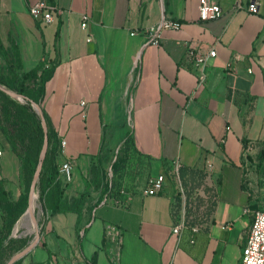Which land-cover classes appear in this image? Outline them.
Here are the masks:
<instances>
[{
    "label": "crops",
    "instance_id": "obj_1",
    "mask_svg": "<svg viewBox=\"0 0 264 264\" xmlns=\"http://www.w3.org/2000/svg\"><path fill=\"white\" fill-rule=\"evenodd\" d=\"M38 1L0 0V77L32 71V98L72 167L64 200L85 203L50 216L22 264H239L264 208V0L258 13L251 0H210L223 9L210 19L201 0H43L51 22L31 14ZM163 18L182 27L154 43ZM190 46L217 50L203 84ZM0 152V179L20 194V159L1 130ZM118 155L126 205L101 201ZM175 160L190 194L209 184L211 195L182 202ZM159 174L164 188L143 195Z\"/></svg>",
    "mask_w": 264,
    "mask_h": 264
},
{
    "label": "trees",
    "instance_id": "obj_2",
    "mask_svg": "<svg viewBox=\"0 0 264 264\" xmlns=\"http://www.w3.org/2000/svg\"><path fill=\"white\" fill-rule=\"evenodd\" d=\"M10 79L0 78V82L5 83L11 89L27 98V108L32 110V97L38 93L34 92L32 86L33 73L28 72L23 77L20 76L14 68ZM29 80V82H28ZM47 120L50 148L47 152V163L43 167L40 176L41 196L49 199L47 208L49 217L57 212L74 210L77 213L82 212L85 203V194L69 206L64 200V185L60 167L65 160L61 139L55 131L51 120L46 112H44ZM0 130L7 136L12 149L17 153L20 159L21 172L23 174V185L25 186L28 176L33 175L39 162V154L41 152L45 130L38 115L19 108L13 103H3L0 108ZM132 141L126 140V148L131 146ZM126 163L117 156L116 162L112 166V183L103 187V192H107L110 198L122 199L124 195L120 179L124 173ZM180 176L183 178L182 169ZM21 198V199H20ZM14 199L13 191L7 186V180L0 179V255L4 251L8 242L12 240V233L17 223V219L24 208L25 198ZM23 258L14 264H22Z\"/></svg>",
    "mask_w": 264,
    "mask_h": 264
},
{
    "label": "built area",
    "instance_id": "obj_3",
    "mask_svg": "<svg viewBox=\"0 0 264 264\" xmlns=\"http://www.w3.org/2000/svg\"><path fill=\"white\" fill-rule=\"evenodd\" d=\"M240 6V4H237L236 7ZM259 6L260 3L258 0H251L248 5V9L252 13H258ZM47 8L48 7L46 6L45 2L43 0H40L31 6L30 12L35 17L43 15V18L46 22H51L53 20V14L50 10H47ZM199 9L202 19L218 18L223 13V9L218 3L211 2L210 0H201ZM88 20L89 17L87 15H84V22L82 23L83 28H86L88 26ZM181 27V21L163 18L156 27L149 28L153 33L152 41L154 43H158L161 33L165 29L179 30ZM189 54L194 57L195 62L200 69L199 84H203L207 79V64L210 59L217 55V50L214 46L207 51H203L194 46H190ZM61 144L64 145L65 140H62ZM181 166L182 165L179 160L173 161V163L171 164L172 173L178 176ZM71 168L72 167L68 161L64 162L60 167V172L67 181H70L72 179ZM165 182V175L159 174L155 178L151 179L148 186L142 190V194L153 195L159 193L164 188ZM122 194L124 195V198L115 200H117L121 205H126L128 202V192L126 190H123ZM108 199L109 196L106 195L101 199V201L106 202ZM186 226L187 220L184 211L178 222L173 225L171 229L172 233L176 234L178 237H181L183 229ZM198 230V226L193 227V231ZM191 241L193 242L194 240L192 239ZM239 264H264V208L257 209L253 213V220L248 232L246 243L242 249V255Z\"/></svg>",
    "mask_w": 264,
    "mask_h": 264
},
{
    "label": "rangeland",
    "instance_id": "obj_4",
    "mask_svg": "<svg viewBox=\"0 0 264 264\" xmlns=\"http://www.w3.org/2000/svg\"><path fill=\"white\" fill-rule=\"evenodd\" d=\"M2 86L6 87L8 89H11L6 84H2ZM3 103H13L14 105L18 106L19 108H22V109L26 110L27 112H31V113L36 115V113L34 111H31L26 107V101H24V102L19 101L17 98L9 95L6 91H4L0 87V108H1V105ZM39 157H40V154H39ZM46 163H47V159L44 162V167L46 166ZM34 176H35V172L33 173V175L28 176V178L26 179V182H25V186H21L20 194L17 193L19 191L18 189L14 190L16 192H14L12 190L14 192L13 193L14 199L20 198L21 194H22V197L25 198L24 208L22 209V212L19 215L17 221L26 212V210L28 209V206L30 204V197H31V192H32V184L34 181ZM172 176H173V179L175 181V185L177 186V189L179 191V195H181L182 202L185 201L186 197L192 198V196H193V198H201V197L207 198L208 195L209 196L211 195V189H210L209 184L204 185L205 186L204 188H206V190H205L206 192H204V193L206 195L201 194L200 191L198 190V187L195 188L194 191H192V194H190L189 188L185 185L183 180L179 176H176L174 174H172ZM207 180H208V178H207ZM34 191H36L38 193V207L36 209V213L34 216L36 217L37 230L41 229V233H42V231L45 227V224L47 223V221L49 219V213L50 212L47 208L49 199L48 200H47V198L44 199V197L41 196L40 179L37 180L36 187H35ZM203 206H206V205H203ZM189 207H190L189 205L186 206V213L187 214H190V212H191L189 210ZM37 230L35 229L34 232L29 233V234H25L24 230H20V232H17V233H12V235H11L12 240L10 242H8L4 251L0 255V264H9V262L11 261V259L14 255H16L17 253L22 251L25 247H27L33 241V239L36 236ZM39 254H41V251L39 252Z\"/></svg>",
    "mask_w": 264,
    "mask_h": 264
},
{
    "label": "water",
    "instance_id": "obj_5",
    "mask_svg": "<svg viewBox=\"0 0 264 264\" xmlns=\"http://www.w3.org/2000/svg\"><path fill=\"white\" fill-rule=\"evenodd\" d=\"M2 84H5V83L0 82V87L4 91H6L9 95L17 98L21 102L26 101V107H27V101L28 100H27V98L25 96L17 93L13 89H8V88L2 86ZM31 105H32V110L31 111H34L38 115V117L40 118V120L42 122L44 130H45L44 143H43V146H42V149H41L38 166L36 168L34 181H33V184H32V192H31V196H32V193H33V191L35 190V187H36L37 180L40 179L41 172H42V169L44 167V162L46 160L47 152H48V150L50 148V141H49L48 127H47V120H46L45 115H44L45 111L41 108L39 102L36 101V100L31 101ZM30 201H31V197H30ZM29 206H30V204H29ZM29 206H28V208H29ZM34 219H35V222H36V217H34ZM41 236H42L41 229H39V230H37L36 236L33 239V241L27 247H25L22 251H20L16 255H14L12 257L11 261L9 262V264H14L16 261H18L21 258L25 257L29 252H31L38 245V243L40 242Z\"/></svg>",
    "mask_w": 264,
    "mask_h": 264
},
{
    "label": "bare ground",
    "instance_id": "obj_6",
    "mask_svg": "<svg viewBox=\"0 0 264 264\" xmlns=\"http://www.w3.org/2000/svg\"><path fill=\"white\" fill-rule=\"evenodd\" d=\"M38 207V193L33 191L30 201V206L26 210V212L21 216L14 227L13 233L20 232V230H24L25 234H29L37 230V225L34 219V215L36 213V209ZM23 233V234H24Z\"/></svg>",
    "mask_w": 264,
    "mask_h": 264
}]
</instances>
